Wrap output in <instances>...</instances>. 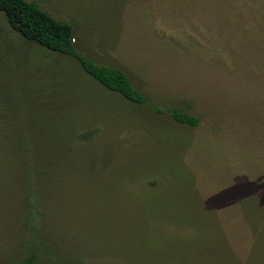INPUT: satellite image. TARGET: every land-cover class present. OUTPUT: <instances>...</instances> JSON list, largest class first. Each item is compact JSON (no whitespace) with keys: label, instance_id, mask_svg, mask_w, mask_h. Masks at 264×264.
<instances>
[{"label":"rangeland","instance_id":"obj_1","mask_svg":"<svg viewBox=\"0 0 264 264\" xmlns=\"http://www.w3.org/2000/svg\"><path fill=\"white\" fill-rule=\"evenodd\" d=\"M26 1L145 101L23 40L0 12V264L26 161L23 234L48 224L82 264H264V0Z\"/></svg>","mask_w":264,"mask_h":264},{"label":"trees","instance_id":"obj_2","mask_svg":"<svg viewBox=\"0 0 264 264\" xmlns=\"http://www.w3.org/2000/svg\"><path fill=\"white\" fill-rule=\"evenodd\" d=\"M0 12L4 15L10 29L23 40L49 52L73 58L83 72L99 86L120 95L133 104L140 105L144 103L145 97L132 87L124 72L114 67L97 64L75 48L73 30L69 23L56 20L41 10L35 3L26 0H0ZM18 119L21 122L22 115L18 114ZM173 119L184 125L195 126L197 124L195 118L178 112L173 114ZM23 127L25 129L21 134H25V142L22 135L21 141L24 146L26 143V130L34 131V128L31 129L32 126ZM25 147L28 149L27 146ZM33 163L24 162L22 166L20 165L22 168H19V166L16 170L13 169L11 175V205L8 212L12 210L16 214L20 229L16 235L13 252L9 254L5 264H82L80 259H74L73 254L59 249V239L46 233L49 230L48 224L43 228L44 235L23 234V230L27 226V217L24 210L22 211L21 203L18 202L21 194L19 190L22 188L25 193V188L31 190L32 186L24 182L25 180L22 177L21 179L24 181H19L17 173H19L18 169H22V171H26L25 173L22 172L23 177L27 176L26 178H29L30 167ZM23 201H26V199ZM31 208L32 206H29V210Z\"/></svg>","mask_w":264,"mask_h":264}]
</instances>
